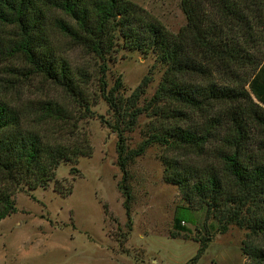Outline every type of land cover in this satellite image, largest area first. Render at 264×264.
Instances as JSON below:
<instances>
[{
	"label": "trees",
	"instance_id": "trees-1",
	"mask_svg": "<svg viewBox=\"0 0 264 264\" xmlns=\"http://www.w3.org/2000/svg\"><path fill=\"white\" fill-rule=\"evenodd\" d=\"M181 9L186 24L175 33L132 0H0V65L21 61L19 76L41 77L88 104L90 74L61 55L60 37L103 61L120 42L153 53L164 67L150 102L156 121L131 152L119 132L121 166L154 144L211 158H164L167 181L187 203L175 228L186 230L194 207L209 209L224 232L232 224L246 228V264H264V0H181ZM113 92L104 96L119 110ZM39 104L30 113L0 99V221L17 211V192L58 182L62 162L91 153L71 112ZM141 113L133 111L131 122ZM207 246L187 264H197Z\"/></svg>",
	"mask_w": 264,
	"mask_h": 264
},
{
	"label": "rangeland",
	"instance_id": "rangeland-1",
	"mask_svg": "<svg viewBox=\"0 0 264 264\" xmlns=\"http://www.w3.org/2000/svg\"><path fill=\"white\" fill-rule=\"evenodd\" d=\"M132 1L172 32L186 24L181 0ZM65 41L57 42L61 55L73 69L90 74L88 104L41 77L19 76L25 68L21 61L6 64L13 70L0 65V99L30 113L39 102L59 103L74 115L91 153L62 162L58 182L15 194L17 211L0 221V264H187L202 242L208 246L197 264H246L247 229L232 224L224 232L209 209L194 207L193 221L182 223L186 230L175 228L179 208L187 203L180 187L167 181L164 158L203 164L211 158L154 144L125 167L120 164L119 132L131 152L148 140L156 121L150 102L164 74L156 56L120 42L103 61ZM110 91L119 110L104 96ZM136 91L138 99L132 98ZM136 109L142 113L133 123L130 114ZM49 137L60 136L51 132Z\"/></svg>",
	"mask_w": 264,
	"mask_h": 264
}]
</instances>
